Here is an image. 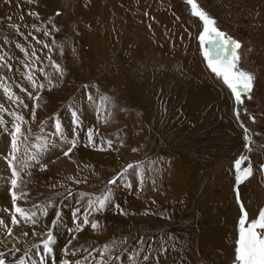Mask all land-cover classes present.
Instances as JSON below:
<instances>
[{"label": "rangeland", "instance_id": "1", "mask_svg": "<svg viewBox=\"0 0 264 264\" xmlns=\"http://www.w3.org/2000/svg\"><path fill=\"white\" fill-rule=\"evenodd\" d=\"M98 1L101 0H0V4L5 6V8L0 7V57H3L0 59V90L4 92V87H7L16 99L11 103H17L18 108L24 107L18 103L21 94L24 105L28 103L24 110L27 112L30 110L26 124L21 123V131L24 135L20 136V151L17 153L18 160L15 162L18 169L22 167L23 163L31 166L21 172L23 182L20 183V189L24 188L23 191L28 195L25 199L18 200L17 203L26 210L36 212L35 219L37 221L35 225L23 220L19 226L10 225L9 227L13 231L17 228L18 232L14 231L17 233L13 232L11 237L8 236L5 228L3 232H0V240H16L24 245L27 240L36 238L44 240L51 232L53 236L52 253L46 260L49 264H62L64 259L80 260L81 264H98V261L101 260L99 253L103 252L104 246L108 242L106 240L114 244L113 248L108 246L109 251L103 253V260L107 261V264H132L131 258H135V264H230L234 258L236 239L233 240L227 235L223 236V230L233 228L234 225L237 229L238 219L242 214L240 204L237 202V190L240 201L244 204V209L249 213L250 219L254 218L261 208H264V0H197L199 6L216 21L218 29L241 45L237 50L240 57L238 66L240 69L252 73L255 78L252 91L249 93L251 98L244 97L243 105L235 103L231 90L223 83L222 78L216 77L208 68L198 39V35L202 31V22L191 14V6L185 0H146L147 2L144 0H123L124 2L119 8L123 11L115 9V6H118L120 2L102 0L106 3L107 7L104 8L106 12L109 7L113 9L109 13L111 17L105 25L103 19L99 20L101 16L97 17L99 22H103L102 27H107V30L104 28V32L98 40V42L101 41L100 46H98V42L95 44V39L87 33L89 27L85 25L86 22L92 21L86 15H90L86 9L92 8L91 5H97ZM149 4H152L150 10L147 8ZM81 8L86 11V14ZM134 10H138V12ZM144 11H148L147 15L144 14L147 16L145 20L149 19L151 23L154 21L164 22L161 32L158 33L156 27H153L154 25L147 29H142L139 26L134 28L127 26L129 19L134 17L136 19ZM30 13H35V15H30ZM92 18L96 21L95 15ZM68 19L73 20L68 21ZM85 28L86 31H84ZM46 32L48 35H45ZM113 36L119 56L124 59L128 58L125 59V71L130 73L126 77L116 70L114 63L110 62L107 55L98 56L96 51L100 50V47L106 46L104 41L108 45ZM88 38H91L92 42ZM100 51L104 53L105 50ZM55 65H59L62 75ZM94 74L98 75L97 78H108V81L114 78L121 80L123 78L157 77L192 79V90L198 93V98L204 105L203 113L198 115L203 120L197 119L200 123L198 127L193 125L186 128L191 119L185 118L188 116L179 112L181 116L178 122L180 121L183 127L185 126L182 129L189 133V137L184 136V141L183 139L181 141L187 145H195L197 152L193 154H197L198 163H200L199 160L206 159L204 152H212L214 155L215 151L220 149L219 146L225 144L224 139L227 137L231 140L238 139L240 149L236 155L224 154L223 158L220 156L221 158L214 164L212 162L210 165L207 164L209 168L208 180L215 179V181L211 180L212 191L215 194L218 192V195L222 194V198L220 197L218 202L213 200L207 210L205 208L207 212L204 210L198 214V220L202 221L204 226L202 224L201 228L196 229L193 235H187V240L203 241L194 245L193 249H180L174 252L166 250L167 253L164 256L155 251L147 261L143 259L146 253L139 240H146L143 231L144 222L150 218L153 220V224L158 226V217L157 212L149 211L148 206L133 208L131 198L144 201L147 179L155 180L158 176H164L173 171V167L168 163L162 167L164 163L161 158L172 149L179 148L178 141L169 144L170 147H168V142L171 141L168 140L167 135H163L166 139L159 137L157 144L146 146L148 142L145 141L143 134L146 127L151 124V120L149 117H145L142 112L134 111L137 107L142 109V105L135 100L133 102L126 94L125 89L117 87V85L110 87V84L106 83L101 87L92 85L88 89V85L83 80L94 78ZM29 75L33 76L36 87L29 80L28 84H22L17 79L27 78ZM51 77H55L56 80L40 83V78ZM68 78H82V80L70 79L68 81ZM42 84L46 88L39 87ZM160 90H157V93ZM29 93H31V97ZM58 93H61V96ZM89 96L92 97L91 100ZM84 104L85 107H90L92 110L91 118L98 122V127L103 132V142L111 140L112 148L108 149L103 145L106 150L101 151L99 147L77 146L75 151L81 161L74 163L72 173L76 174L79 179L76 180L72 175V179L68 181H59L58 179L56 181L58 184L54 186L62 190L54 196L34 194L35 185L28 173H30L29 170H34V167L42 162L40 160L42 156L38 155L42 152L36 146L44 144L48 139L54 143V136L60 135L55 128L56 120H59L63 132V136H59L60 141L58 140V142H66L65 137L69 140H77L80 135H83L84 130H80V128L82 129L84 123L83 118L87 117V113L85 114L83 109ZM0 105H3V110H0V118L5 121L3 126L0 125V129L4 128L1 130L6 133V141L10 144L6 155L10 158V133L14 131L13 124L17 121L10 123V127L13 128L11 131L10 128L7 129L6 118L8 115L15 114L16 111L1 101ZM73 112L78 115L79 126L74 125ZM237 112L240 115L239 120ZM21 113L22 110L20 113L16 112L15 115ZM166 113H168L167 110ZM143 118L148 125L141 123ZM135 119H137L136 122ZM245 128L248 129V141H245ZM163 129L161 128V131H164ZM229 138L228 140H230ZM151 140L150 137L149 141ZM83 152L88 156L83 155ZM31 154L37 156L39 164L29 159ZM171 154L175 157L179 155L174 152ZM99 155L103 156V161L100 164L89 162V159L96 160ZM241 156L248 158L242 167L251 165L253 173L237 186L234 163ZM0 158L2 159L1 155ZM4 162L11 173L8 161L5 159ZM183 162L185 166L188 164L186 161ZM129 164L136 167L127 169ZM194 164L195 162L192 164V169L189 170L190 180L199 178V174H201L202 169H195ZM26 177L30 186L25 181ZM112 179H117V182L109 184ZM217 180L220 185L216 187ZM10 181L11 179L7 180L9 185L4 188L7 190L6 193H0V219L2 213L10 215L11 219L14 211V209L11 210L13 206L9 191ZM76 181L81 182L76 183ZM191 182L189 181V185ZM106 190L114 192V200L102 211L95 212L89 209L88 201L95 200ZM17 194H20L19 189H17ZM194 198H196V202H199L198 197ZM30 203L33 205L31 206ZM116 205H119V208ZM169 205L171 206L170 203H168ZM45 207H47V215L40 211ZM218 207L228 210V219L225 223L215 219ZM77 209H80V213L77 214L79 219L74 216ZM187 211L190 214L188 216L190 222L191 214H193L192 208L190 207ZM85 212L89 213L90 221L98 222L99 229L93 230L89 225H86L83 231H74L77 222L83 220ZM17 217L19 219L18 214ZM208 217L212 220L206 219ZM180 218L179 216V219L175 221ZM163 223L170 225L174 223V220L165 219ZM172 227L165 226L164 233L155 227L157 232L153 230L152 233L162 243L177 240L176 234L181 228L172 229L171 233L168 228ZM187 228L185 226V230H181V236L186 234ZM23 232L29 234L24 236ZM33 232L37 235H33ZM73 236L76 239H73ZM66 240H87L90 246L75 249V255H72L71 252L65 255L63 248ZM129 240L132 241L129 242ZM217 240H224L225 246L220 243L214 244L213 242ZM55 241L58 242V246ZM66 248L67 246L64 249ZM141 248L143 251H140ZM9 250L6 249L3 252L2 258L5 260V264L10 262L18 264V260L21 258L26 261V264H32L37 257L45 258L40 254L43 252L42 245L32 251L26 250L23 246L16 247L13 251ZM89 252H91V256L85 261L84 257L88 256ZM137 252H139L138 256ZM10 255L13 258H9Z\"/></svg>", "mask_w": 264, "mask_h": 264}, {"label": "bare ground", "instance_id": "2", "mask_svg": "<svg viewBox=\"0 0 264 264\" xmlns=\"http://www.w3.org/2000/svg\"><path fill=\"white\" fill-rule=\"evenodd\" d=\"M101 1H98L99 3L97 5H93V6L91 5L92 8L89 9V7H88L86 9V11L89 12L90 15L86 14V11L83 8H81V9H83L82 11H85V14L90 18V21L92 20L90 23L86 22L85 25L87 27H89V29L87 30V33L91 34V37H93L95 39V44L98 42L99 38L101 37L102 33L104 32V28H106V30H107V27H104V28L102 27V23L104 22V25H105L108 22V20L111 17L109 13L112 12V9H113V8L109 7L107 9V12H106V9L104 10V8L107 7L106 3L104 1H102V2ZM115 1H117V3L120 2L119 3L120 5L118 4V6L116 5L117 7L115 6V9H117L118 11H123V10H119V8L121 7L122 3L126 0H124V1L123 0H115ZM144 1H146V0H144ZM151 6H152V4L148 5V7H147L148 10L151 9ZM0 7L5 8L4 4H0ZM141 8H143V7H141ZM82 11H80V12H82ZM134 11L138 12V10H134ZM139 11H140V8H139ZM147 12L144 11V13H142L140 16L136 17V19H135V17L132 19H129L127 26H129V28H134L135 26H139L142 29H147L150 26L154 25L153 27H156L155 28L156 31L158 33L161 32V28H162V25L164 22L163 21H160V22L154 21L153 23H151V20H149V19H148V21L145 20L147 18V16H146ZM82 14H84V13H82ZM144 14H146V15H144ZM94 15L96 17V21L92 18V16H94ZM98 16H101V17H99V20L103 19V22H99V20L97 19ZM65 19H67V18H65ZM86 19H87V17H86ZM71 20H73V19H71ZM71 20L68 19V21H71ZM74 21H76V20H74ZM71 23L69 24V26L71 25ZM84 31H86V28ZM108 35H110V34H108ZM114 36H113V38L111 37L112 38L111 42L109 41L110 43L108 45L106 44L107 42L104 41L106 46L99 48L100 50H105L106 53H105V51H104V53H101L100 50H96V51L98 52V56L107 55L110 62L114 63L116 70L121 72L120 74L122 76L126 77V75H128L130 73L129 71H125L126 60L128 58L127 59L125 58L126 59L125 60L124 58H122V56L121 57L119 56L118 52L116 51ZM24 37H26V36H24ZM89 40L91 41V38ZM100 42L101 41L98 42V46H100ZM97 62H100V60H97ZM100 75H102V74H100ZM94 76H95L94 78H85V80H83L85 82V84L88 85L87 86L88 89L92 85H96L97 87H101L102 84H106V83H109L110 87L117 85V87H121V88L125 89L126 94L130 97V99H132V101L135 100V101L139 102L140 105H142V109L137 107L134 111L142 112V114L145 117H149L151 120V124L148 127H146V131L143 134V136L145 137V141L148 142V145L146 144V146H154L153 143L157 144V142L159 141V140L157 141V138L163 137V135H167L168 140L171 141V142L167 141L168 147H170L169 144H172L175 141H178L179 148L172 149V151L167 152L165 154V156L163 158H161L162 162L164 163L162 165V167H164L166 165V163H168V165L173 167V171L170 174H165L164 176L160 175L157 178H155V180L149 179V178L147 179V189L145 190L144 196H143L144 201H140L139 199L131 198L133 208H137V207L139 208L140 206H144V207L148 206L149 211H156L157 212L156 214L158 217V220H157L159 223L158 226H155L153 224V220L150 218L145 220L143 231H144V235L146 237V240H139V243L144 246L143 247L141 245L145 249L146 255H148L149 257H151L155 251H158L161 256H164L167 253V252H165V249L168 250V252L169 251H172V252L179 251L180 249L181 250H188L190 248L193 249L194 245H197L198 243L203 241V240H189V239L187 240V238H188L187 235H190V236L193 235L195 233L194 231L196 229H200L201 225L203 224L202 221L198 220V214L203 212L205 210V208L207 210L208 205L213 200H216L218 202L222 198V196H221L222 194L218 195V192H216V194H215L212 191L213 183L211 182V180H213V179L211 178V180H208L209 168L207 167V164L210 165L211 162H212V164H214L215 162H217V160L219 158H221V157L223 158L222 155H224V154L236 155L240 149V144H239L238 139L233 138L231 140L229 137H227L226 139H224L225 144H222L221 146H219L220 149L215 151L214 155H212V152L211 153L204 152L206 159L205 160H199L200 163H198V160L196 158L197 154H193V153L197 152L196 147H195V145H189V144L187 145V144L183 143L184 136L189 137L188 136L189 133L185 132V129H182L185 126L183 127V125L180 123V121L178 122V119L181 116L179 112H181L182 114L183 113L186 114L188 117H185V118H190L192 120L191 121L189 119L190 124L186 125L187 126L186 128H190L193 125L198 127V124H200V123L197 121V119L203 120V119L199 118L198 115L203 113L204 105L199 100L200 98H198L199 97L198 93H196L192 90V87H191V86H193L192 85V83H193L192 79L158 78L157 77V78H123L121 80L119 78H114V79L108 81V78H97L98 75L96 76V74H94ZM17 79H18V81L22 82V84L23 83L28 84L27 78H17ZM70 79L71 80H82V78H68V81H70ZM40 80H41L40 83L41 82L48 83L49 81L56 80V78L55 77L54 78H52V77L51 78H40ZM23 81H25V82H23ZM44 88H46V87H44ZM157 90H160V92L157 93L158 92ZM58 94L61 96V93H58ZM21 98H22V95L20 94L19 98H18V103L24 107L18 108L17 103H11V101H16V99H14V100L9 99L8 95H6L2 90H0V101L3 102V104L7 105L10 109L15 110L17 113H20V111L22 110V113L18 114V115L23 116L24 121L27 122V119H28L27 115H28V112L30 110L28 112L26 110H24L27 108L28 103L24 105V103H23L24 101ZM31 103H32V101H31ZM135 105H137V104H135ZM30 106H29V109H30ZM83 106H84L83 107L84 113L85 114L87 113L86 114L87 117L83 118L84 123L82 125V129L80 128V130H84V134L80 135L77 138V141H78L77 146H88L90 148L92 147V146H89L88 137H87V130L92 129L93 135H94V140L96 141L97 145L102 146L104 148V146H107V143L103 142V139H102V137H104L102 134L103 132L98 127V122L91 118V115L93 112L90 109V107H88V108L85 107V104ZM166 110L168 113H166ZM172 110H173V112H172ZM16 112H15V114H16ZM6 115H7V113H6ZM4 117H6V116L4 115ZM185 118H183V119H185ZM6 119H7L6 124H8L7 129L10 128L9 130L12 131L13 128L10 127L11 126L10 123L14 122L16 120L15 115L14 114L8 115V117ZM136 121H137V119H135V122ZM112 122H114V121H112ZM141 123L143 125H148V123L145 122L144 118L141 120ZM74 125H76V123H74ZM2 128L3 127H1V129ZM161 128H164L163 129L164 131H161ZM1 129H0V155H1L2 159L0 158V193L1 192L6 193L7 190H5L4 188H6L9 185V182H7V180L11 179L12 177L9 176L11 173L9 172V169H7L5 162H4L5 159H3V158H4V156L7 155L8 150L10 149V146H9L10 144H8V142L6 141L7 140L6 139L7 137L5 136L6 133L4 131H2ZM59 136H61V135L54 136L55 141H56V142L54 141V143L50 139L45 141L44 144H46V146H47L46 149L39 150L40 152H42V154L40 153L41 155L38 153L39 156H42V159H40L42 162L40 164L38 163L39 165L35 166L34 170L33 169L29 170L31 173L29 178L31 180H33L32 183H33V185H35L34 186L35 188L33 191L34 194L37 193V194H41V195L43 194L44 196H54L55 194L60 193V191L62 190V189L60 190V188L58 189L57 186H54V185L58 184V182L56 184V181L58 179H59V181H68V180H70L69 178L71 177V175L74 176V178L76 180L79 179V177L76 176V174H73L72 171H73L74 163L79 162L81 160L78 157V155L76 154L77 152L75 151V149L73 150L72 153L69 154L68 157H65L63 155V152L67 149L68 145L66 142H58V140L60 141ZM150 137L152 139L151 141H149ZM228 138L230 140H228ZM67 139H69V138H67ZM163 139H166V138L163 137ZM182 139H183V141H181ZM61 140H64V139H61ZM166 147H167V145H166ZM166 147L163 146V148H166ZM39 151H37V152H39ZM171 152H174L175 154H179V155L175 157L174 155L171 154ZM82 154L88 156L87 153L83 152ZM96 158H97L96 160L89 159V162H91L93 164H100L103 161V156H101V155H99ZM183 161H186V164L187 163L188 164L185 166ZM182 162H183V164H182ZM193 162H195V164H194L195 169L198 168V170L199 169L200 170L202 169V170L200 171L201 174H199V178L190 180L189 170L192 169ZM41 165H46L47 167L42 170ZM29 168H31V166H29ZM76 177H78V178H76ZM60 179H62V180H60ZM25 181L28 182L27 177L25 178ZM189 181H192L190 185H189ZM213 181H215V179ZM219 185H220V183L217 180L216 181V187ZM28 186H30V183ZM188 187H189V189H188ZM218 190H219V188H218ZM111 194H112V200L111 201H113L115 194H114V192H111ZM129 194H131V192H129ZM194 197H198L199 202H196V198H194ZM168 203H170L171 206L170 205L168 206ZM30 205L32 206L33 203H30ZM196 205H198L199 209L196 208ZM190 207L192 208L193 214H191V220L189 222L188 216L190 214H188L187 210H189ZM223 207L227 208L226 206H223ZM12 209H14V208H11V210ZM218 209H219V207H218ZM254 210H256V209H254ZM150 216H153V215H150ZM176 216H177V218H175ZM179 216L181 217L180 220L175 221V220L179 219ZM169 218L174 220L173 224L169 225L168 223H163V221L165 219L167 220ZM1 219H4L5 223L8 226L12 225L10 215L2 213ZM206 219H208L209 221L212 220L210 217H208ZM215 219H216V221L218 220L220 222L225 223L228 219V210L219 209L218 213L215 215ZM181 220H182V222H181ZM165 226H173L172 228H168L170 232L172 231V229H175L177 227L179 229L181 228L179 233L176 234V236L178 237L177 240H171L167 243H162L160 240H158V238L154 237V234L152 233L153 230L155 232H157V230H158V231L164 233L165 230L163 228ZM185 226L188 227L185 231L186 234L181 236V230L182 231L185 230L184 229ZM202 226H204V224ZM155 227H157V230H155ZM4 230H5V227L0 226V232H3ZM17 230H18L17 228L14 229V231H17ZM17 232H14V233H17ZM207 233H211V232H207ZM202 234L204 236V233H202ZM224 235H225V237L227 235L231 239L235 240L238 237V230L236 229V227L234 225L233 228L224 229L223 230V236ZM87 240H66L64 248L67 246V249L74 251L75 249H78V248L83 247V246H85V247L90 246V243ZM42 241H43V239L36 238L33 240H27L26 243L24 245H22V243H20L16 240H0V253H3L6 249H10L9 251H13L16 249V247H20V246H23L26 250L32 251L33 249L37 248V247H33V245L40 246V245H42ZM70 241H71V243H69ZM106 241H108L106 245L111 246V248H113L114 244L109 242V240H106ZM130 241H132V240H129V242ZM226 242H227V240H226ZM213 243L214 244L220 243L223 246H225L224 240H217L216 242H213ZM55 244L57 246L59 245L58 242H56V241H55ZM64 248H63V251L65 252ZM40 254L42 256H45V254L43 252H41ZM9 258H13L12 255H10ZM42 259H44V258L37 257L34 259L32 264H40V261ZM233 260H234V258L232 259L230 264H233ZM47 264H49V263L47 262Z\"/></svg>", "mask_w": 264, "mask_h": 264}, {"label": "snow or ice", "instance_id": "3", "mask_svg": "<svg viewBox=\"0 0 264 264\" xmlns=\"http://www.w3.org/2000/svg\"><path fill=\"white\" fill-rule=\"evenodd\" d=\"M185 2L191 6V14L195 17H198L202 22V31L198 35V39L200 42L201 49L203 50V55L205 60L207 61V66L211 70L212 73L216 75V77L222 78L223 83L227 86L228 89L231 90V94L234 96L235 103L238 105L244 104V97L251 98L249 93H251L253 88L254 76L252 73L242 70L239 68V60L240 57L237 54V50L241 47L238 41H235L231 37L226 36L225 33L220 31L216 26V21L205 11L202 7L199 6L197 0H185ZM30 15H35V13H30ZM31 35V34H30ZM45 35H48L46 32ZM47 47V45H45ZM19 47V45H17ZM23 50V49H22ZM3 59V57H0ZM57 70L62 73L59 65H55ZM29 81L32 82L33 86L36 87V82L33 80V76L29 75L27 77ZM39 87L43 88V85H39ZM4 92L8 94L9 99H14L13 95L10 93V90L7 87H4ZM31 97V93H29ZM38 99V97H37ZM91 100L92 97L89 96ZM22 103V102H21ZM0 110H3V105H0ZM15 115V114H14ZM237 119H240L239 112L236 113ZM74 118V122L79 126V118L76 112L72 113ZM15 119L17 123L13 125L14 131L10 133L11 135V153L10 158L5 156L4 159L8 161V167L11 169V188L9 189L11 193V201L12 206L14 208V212L11 215V224L19 226L21 220L28 222L32 225L37 223L35 217L36 212H31L26 210L25 208L18 205V200H23L27 197V193L20 189L21 180V172L29 167L30 165L27 163H23L22 167L19 169L16 166V161L18 160L17 153L20 151L19 139L20 136L24 135L21 131V123H24V117L21 115H15ZM5 121L3 118H0V125H3ZM243 127V124H241ZM55 128L57 132L63 136V132L61 130V124L59 120L55 122ZM245 132V141L249 140L247 135L248 129H244ZM87 137L89 146L99 147V150H106L102 146H98L96 141L94 140L93 130H87ZM26 139V137H25ZM65 141L68 145L67 149L63 152L65 157H68L70 153L77 147L78 141L76 139H67L65 137ZM108 149L112 148V141H106ZM38 150L46 149V144H41L36 146ZM27 151V149H25ZM136 151V149H133ZM30 160L36 161L37 156L35 154H31L29 156ZM248 158L246 156H241L239 159L235 160V182L238 186L243 183L246 179H248L252 173L253 169L251 165L247 167H242L244 161ZM46 165H41V169L46 168ZM136 166L133 164H129L127 169H133ZM126 169V171H127ZM30 175V173H28ZM71 179V177L69 178ZM118 179V178H117ZM117 179H112L109 181V184H115ZM81 181H76V183H80ZM17 189L20 190V194H17ZM237 202L240 204L241 216L238 219V238L235 240V248H234V260L233 264H264V208H261L258 211V214L254 218H249V213L245 211L244 204L240 201L239 191L237 190ZM112 194L110 190H106L100 196H97L95 200L88 201V208L92 211L99 212L104 210V208L111 203ZM119 208V205H116ZM7 211V209H5ZM44 215L48 214L47 207L40 209ZM80 213V209H77L74 213V216ZM19 216V219L17 217ZM147 214V213H145ZM59 215V213H57ZM77 219L79 217L77 216ZM54 222V221H53ZM89 225L93 230L99 229L100 225L98 222H92L89 220V213H83V220L77 222L76 229L74 231L79 232L83 231L84 226ZM0 226H3L7 229L8 235L13 234V229L9 227L4 219H0ZM24 236H27L28 232L22 233ZM33 235H37V233L33 232ZM73 239H76L73 236ZM53 236L51 232L48 233L47 238L42 241V251L45 254V258L40 261V264H46L47 257L52 253V244ZM71 243V241L69 242ZM33 247H39L38 245H33ZM18 251V249H17ZM70 249H65V255H68ZM109 247L107 245L104 246L103 252L99 253L101 256V260L98 261V264H107V261L103 260V253L108 252ZM140 251H143L141 248ZM166 251V249H165ZM72 255H75V251H71ZM139 255V252L136 254ZM91 256V252L88 253V256L84 257V260L87 261L88 257ZM3 253H0V264H5V260L2 258ZM119 259V257H117ZM132 259V264H135V258ZM145 261L149 259L148 255L143 257ZM18 264H26L24 259H19ZM62 264H81L80 260L70 261L68 259H64Z\"/></svg>", "mask_w": 264, "mask_h": 264}]
</instances>
